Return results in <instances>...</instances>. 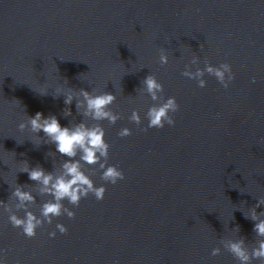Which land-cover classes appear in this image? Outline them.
Masks as SVG:
<instances>
[{
	"label": "water",
	"instance_id": "obj_1",
	"mask_svg": "<svg viewBox=\"0 0 264 264\" xmlns=\"http://www.w3.org/2000/svg\"><path fill=\"white\" fill-rule=\"evenodd\" d=\"M161 48L169 56L163 66ZM193 56L200 68L229 63L235 80L225 89L206 73L200 88L182 75ZM149 74L180 110L175 126L144 132L128 117L139 110L144 118L157 103L142 94ZM68 87L116 95L110 107L122 118L100 123L108 163L125 179L112 185L97 171L91 178L106 186L105 198L90 194L79 207L65 201L75 219L55 218L31 239L0 207L2 264H238L220 241L256 246L255 222L244 215L264 200V0H0V200L14 207L17 184L31 188L37 216L51 197L35 192L24 162L51 172L68 158L18 125L37 112L66 127L83 122L76 101L64 103ZM124 127L133 134L119 137ZM216 247L221 254L212 256Z\"/></svg>",
	"mask_w": 264,
	"mask_h": 264
},
{
	"label": "clouds",
	"instance_id": "obj_2",
	"mask_svg": "<svg viewBox=\"0 0 264 264\" xmlns=\"http://www.w3.org/2000/svg\"><path fill=\"white\" fill-rule=\"evenodd\" d=\"M159 63L167 65L169 56L164 48L160 49ZM199 56H193L190 63L185 66L182 72L184 77L198 81V86L204 88L207 86V81L203 78L205 74L214 76L217 81L225 88H229L236 76L232 66L229 63H221L219 66H213L209 61H205V67L200 68ZM196 65L195 71L192 66ZM58 69V68H57ZM252 83H255V77L252 78ZM143 85L142 94L147 93L153 103L142 118L139 110H133L131 116L128 117L131 123H134L141 131L147 132L149 129H163L166 125L175 126V113L180 110V105L175 97H165L164 85L157 79L154 74H149L141 82ZM60 91V90H58ZM41 95H47L42 93ZM59 97L60 95H55ZM64 103L71 105L76 101L77 111L83 115L84 121L71 125V127L62 126L59 119L55 115H49L45 118L42 112H37L34 116L26 114V119L19 123L18 127L21 132L29 130L36 134L41 143L54 144L56 152L68 159L62 164L58 171H46L42 166L37 165L30 167L27 161L24 162L22 172L28 173L29 179L37 185L35 192L40 196H50L40 206V215L37 216L31 209L36 204V196L33 194V189L25 190L24 185L15 187L11 193V199L15 201L14 207L12 203H5L0 200V207L9 213V222L14 228L22 230V234L28 238L37 236V229L47 223L52 225L55 218L66 215L69 219H75L76 213L72 208L65 205V201L69 205L79 207L83 198H87L90 194L97 201H102L105 198L107 188L104 185L96 186L92 176L101 172V180L105 183L117 184L120 180L125 179L124 172L115 165H109L111 145L106 141V130L100 122L107 120L109 124L115 125L122 117L120 114L111 109V105L115 103L116 95L103 92L93 94L85 89L76 90L68 87ZM65 117L71 116V109L65 108L63 112ZM86 119H91L96 123L91 126L86 122ZM143 119H147L146 127H141ZM43 132L44 139L39 135ZM132 129L128 127L122 128L118 132V136L126 138L131 136ZM56 153L49 152L48 156ZM79 157V159H76ZM99 165V169L91 168L87 171L85 166ZM264 205V200H259L258 203L251 208L250 215H244L245 218L254 221L253 231L259 239L256 241V246L249 249L245 238L239 239H223L220 243L223 245L232 256L238 261V264H252L253 260L264 262V212H257L256 209ZM23 210L25 215L21 218L17 213ZM55 229L60 234H67L68 228L63 223H56ZM51 231L49 236L55 238L57 231ZM237 230L240 231L239 227ZM3 251L5 256L7 249ZM221 254V248L216 247L212 250V256ZM2 264V262H0Z\"/></svg>",
	"mask_w": 264,
	"mask_h": 264
}]
</instances>
